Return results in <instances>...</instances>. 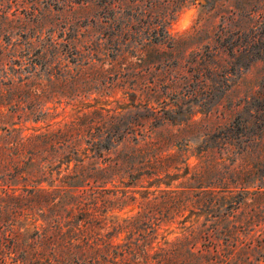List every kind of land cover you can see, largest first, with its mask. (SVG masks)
<instances>
[{
    "label": "rangeland",
    "instance_id": "1",
    "mask_svg": "<svg viewBox=\"0 0 264 264\" xmlns=\"http://www.w3.org/2000/svg\"><path fill=\"white\" fill-rule=\"evenodd\" d=\"M101 108L141 116V135L119 149L150 146L174 156L175 174L190 166L205 185L230 183L245 201L229 219L243 226L233 264H264V0H0V143ZM2 174L0 194L13 185ZM141 186L133 200L110 185L114 216L148 212L157 188ZM152 210L141 233L155 247L182 235L183 218ZM31 222L0 214V264H29Z\"/></svg>",
    "mask_w": 264,
    "mask_h": 264
},
{
    "label": "trees",
    "instance_id": "2",
    "mask_svg": "<svg viewBox=\"0 0 264 264\" xmlns=\"http://www.w3.org/2000/svg\"><path fill=\"white\" fill-rule=\"evenodd\" d=\"M115 112L80 110L56 127L0 143L1 178L13 183L1 189L0 214L31 219L34 233L25 251L29 264H233L238 253L235 232L243 226L230 228L229 219L245 202L241 194L230 190L228 182L205 185L202 168L187 166L183 176L175 174L179 167L174 156L156 157L150 146L119 149L128 136L141 135L144 125L140 115L127 118ZM215 138L229 143L231 137ZM117 178L128 189L121 192L123 198L135 200V189L145 188L144 181L149 182L146 188L156 186L145 193L146 199L154 196L147 201V213L125 219L113 215L109 205L118 191L110 185ZM179 178L184 180L181 186L173 187ZM153 207L159 220L170 215L183 218L180 237L155 247L142 235L141 218ZM202 217L205 221L199 224ZM221 224L223 242L216 243L212 232ZM146 225L147 221L142 224ZM14 244L16 253L21 247ZM21 259L27 260L17 261Z\"/></svg>",
    "mask_w": 264,
    "mask_h": 264
}]
</instances>
